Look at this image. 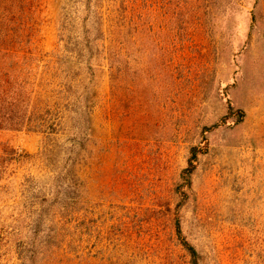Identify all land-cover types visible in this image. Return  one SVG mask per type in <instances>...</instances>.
<instances>
[{
    "label": "rangeland",
    "instance_id": "374dc122",
    "mask_svg": "<svg viewBox=\"0 0 264 264\" xmlns=\"http://www.w3.org/2000/svg\"><path fill=\"white\" fill-rule=\"evenodd\" d=\"M79 2L18 0L11 27L28 31L0 56V75L19 68L25 84L17 104L0 100V264H189L174 231L175 188L203 130L223 120L206 134L183 233L201 264H264V0H92L123 55V104H110L105 71L86 75L97 104H77L67 87L80 74L67 68L59 26ZM14 107L23 113L11 116ZM86 110L88 154L54 183L48 139L31 126H75ZM12 117L19 126L6 125ZM68 134L58 149L72 144ZM32 232L50 236L38 257L26 253Z\"/></svg>",
    "mask_w": 264,
    "mask_h": 264
},
{
    "label": "trees",
    "instance_id": "16d2710c",
    "mask_svg": "<svg viewBox=\"0 0 264 264\" xmlns=\"http://www.w3.org/2000/svg\"><path fill=\"white\" fill-rule=\"evenodd\" d=\"M17 1L18 0H0V56H6L8 52L10 53L11 50L8 45L17 38L16 36L24 37L28 31L25 26L18 27L14 30L11 27L12 18H15L18 14L16 11ZM91 2L92 0H80L74 12L71 14H65V12H63L61 14L59 26V49H62L61 52L65 51L67 53L65 58L72 61L67 64V68L71 72H77L78 75L80 74L75 83L67 82L69 83L67 87L68 89L71 88L77 91V96L75 98L77 104H97L94 82L93 80H89V78L87 79L86 75L88 76L89 73H91L90 75H94L95 77L96 72L105 71L109 79L110 104H123V55L117 46H112V44L109 43L108 38L106 37L107 34L102 28L103 15L98 11H93ZM20 19H22V22L25 18ZM99 25L101 27H99ZM11 47L13 48V44ZM17 69L19 68L13 70V76L8 73L7 70L2 74L5 77L12 78L10 81H6L7 83L2 84L3 77L0 75V100L9 98L12 100L11 104H17L13 102V100L16 99V90L20 89V91H23L25 86L24 81L20 82L19 79L14 76L18 71ZM58 86H60L61 89L63 88L61 91H66V87H64L65 83L63 86L59 83ZM48 87L54 89L53 92L55 91V94L57 93L58 89H56L54 81L49 82ZM228 110L232 117H237L240 121L244 118V114L236 112L230 104ZM18 111L19 113H23L22 109L14 107L10 109L9 114L11 116L17 115ZM88 112L89 110H86V112L82 111L79 114L75 126L71 125L70 122L59 124L55 121L50 123L46 121L38 123L31 122L33 123L31 127L48 139V142L43 146L42 155L47 163L48 170L53 173V177L50 179L54 183L57 181V183L59 182L62 184L63 181H68V179L65 180V178L74 173L72 170L75 169V167H78L79 164H77V160L86 157L88 154L86 153V150L88 144L91 142L93 131L92 119L89 117L90 115ZM5 123L11 128L20 125L19 122H14L13 117L9 118ZM224 123L225 120L203 130L201 147H195L192 149L187 167L182 171L180 183L175 188L178 202L173 212L174 231L177 243L189 258V264H201V256L196 248L184 236L181 212L188 203L193 190V176L197 171L198 159L201 155L206 154L209 149V140L206 134L214 132ZM1 125L2 124H0V129H3L4 127ZM67 130L69 131L68 135H72L74 138L72 140L73 142L72 144L64 145V150H62L63 148L58 149L57 144H59L60 138H62L61 136L64 135ZM61 154H63L61 160L63 167L60 169L62 173L60 172V178H58V171L52 170V166L56 165L58 157ZM54 158H56L55 161H53ZM64 173L67 175L63 180L61 178L65 175ZM60 179L62 181H59ZM67 189L69 188L67 187ZM50 202V197L46 195L44 196V201L40 207L44 209V207ZM40 218H43V215H40ZM54 222H56V220ZM49 238L50 236L42 237L39 233L32 232L28 236L26 242V246L28 247V250H26L27 255H31V257L40 256V254L38 255L37 250L41 248L42 240L46 239L48 241Z\"/></svg>",
    "mask_w": 264,
    "mask_h": 264
}]
</instances>
